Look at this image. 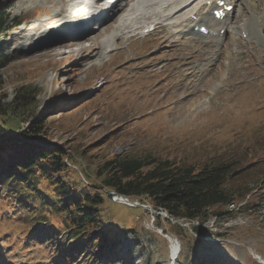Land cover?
<instances>
[{"label":"rangeland","instance_id":"374dc122","mask_svg":"<svg viewBox=\"0 0 264 264\" xmlns=\"http://www.w3.org/2000/svg\"><path fill=\"white\" fill-rule=\"evenodd\" d=\"M77 8L67 0H0V9L22 21L0 46L5 55L0 99L9 102L16 88L26 83L40 88L36 106L48 120L49 141L67 147L70 162L76 164L65 169L62 178L75 191L92 193V185L98 184L97 158L123 151L194 165L224 161L234 170L227 180L229 190L237 201L247 202L238 210L217 206L219 215L209 214L187 227L161 215L156 218L140 206L104 198L100 216L115 247L107 246L104 256L94 258L58 242L65 231L60 213L45 205L48 198H17L16 187L6 185L0 175V264H169L171 240L159 228L174 242L177 238L180 252L175 264H261L259 257L264 262V28H258L251 16L250 36L246 34L244 41L240 35L239 42L225 33L215 60L208 51L193 60V69L201 68L193 76L198 80L193 88L198 98L193 101L191 93L180 88L179 79L165 80L164 74L151 76L147 71L158 30L144 38L111 41L113 50L102 58H86L77 52L78 46L57 48L52 39L49 45L38 41L48 35L44 31L49 27L66 21L64 17L48 22L49 16ZM247 13L248 9L241 11L237 23ZM109 34L102 32L93 41ZM209 40L191 36L186 45L211 50L215 43ZM177 57H168L172 68L167 70L173 74L184 62ZM202 57L205 61L199 60ZM199 101L201 108L196 107ZM3 118L2 131L27 125L24 120ZM83 150L96 158L88 159ZM45 185L40 181L39 189L45 190ZM37 216L58 227L56 239L52 237L56 230L39 229ZM195 227L200 231L193 232Z\"/></svg>","mask_w":264,"mask_h":264},{"label":"trees","instance_id":"16d2710c","mask_svg":"<svg viewBox=\"0 0 264 264\" xmlns=\"http://www.w3.org/2000/svg\"><path fill=\"white\" fill-rule=\"evenodd\" d=\"M21 24L18 17L0 9V46ZM2 51L0 47V71L5 66ZM39 92L40 88L34 83H26L16 88L9 102L0 99V116H4V121L9 118L27 123L15 131L0 129V175L6 185L16 187L17 198L40 199L42 196L49 199L45 205L51 206L62 218L60 227L64 228L65 235L58 237V242L64 247L67 243L70 247L67 250H80L99 258L104 256L107 246L114 248L112 233L100 216V207L106 199L100 192L102 188L146 200L154 208L164 209L174 219L187 221L204 220L211 213L219 215L221 212L215 210L217 206L236 200L227 185L234 172L230 162L209 161L194 165L152 154L134 156L126 151L97 158L94 175L98 184L92 185L93 192L75 191L61 174L76 164L70 162L67 147L49 141L48 120L37 111ZM87 153L84 155L88 159L96 158L95 154ZM40 181L46 184L45 190L39 189ZM86 181L90 183L88 179ZM44 219V216L35 218L41 224L39 229L45 233L56 230L52 232L56 239L58 227L50 221L46 225L48 221ZM196 230L200 231L195 227L194 232Z\"/></svg>","mask_w":264,"mask_h":264},{"label":"bare ground","instance_id":"6f19581e","mask_svg":"<svg viewBox=\"0 0 264 264\" xmlns=\"http://www.w3.org/2000/svg\"><path fill=\"white\" fill-rule=\"evenodd\" d=\"M67 1L78 8L73 11L65 10V12H69L68 16H65L63 11H58L49 16L47 18L48 22L56 23L64 17L66 21L63 22V25L49 27L48 31H44L48 35L45 38L41 36L38 41L47 42L52 39L55 43L54 46L57 48L78 46L77 52L85 53L86 58L91 59L95 56L102 58L107 51L113 50L111 41L116 44L123 39H136L145 27L152 24L159 31V35L156 38L157 42L153 44L155 50L151 56L147 57L150 61L147 64V71L151 76L164 74L165 80L173 77L179 79L180 88L189 91L188 93H191L193 101L198 98V92L193 89L198 80L195 81L193 76L201 72L198 65L193 69L191 66L193 60L204 56L205 51H208L215 60V56L220 54L221 38L225 33L230 34L233 40L237 39L239 33L241 35L246 33L250 36L249 19L251 16L257 22L258 28H264V20H258L261 15L264 17L263 9L259 7L260 5L258 6L260 2L263 6L264 0H229L233 4V8L231 11L226 12L221 20H216L211 16V7L204 5L206 0H126V4L116 12L114 10L117 9V3L120 0ZM245 9H248V16L241 22L239 19L237 23L241 11ZM94 20H101L102 22L95 31L91 25ZM197 25H205L207 33L196 34L194 26ZM221 30H223V33H221ZM105 31L110 32L109 37L95 43L94 38ZM192 35L213 40L215 46L211 50L204 46L200 48L190 47L186 44ZM141 36L144 35L141 34L139 37ZM183 39L185 43L179 44V41ZM86 42H88V45L83 47L82 45ZM172 54L176 57L178 55L177 58H184V62L181 61L179 64L180 72L178 74H173L172 69L167 70L168 66L172 68L171 62L168 61V57ZM162 57L163 60H161ZM199 60L205 61V58L202 57ZM190 84H192L191 87ZM202 105L203 102L199 101L196 107L201 108ZM179 251V243L172 241L169 250V263L175 264ZM259 259L262 258L259 257Z\"/></svg>","mask_w":264,"mask_h":264},{"label":"water","instance_id":"95a60500","mask_svg":"<svg viewBox=\"0 0 264 264\" xmlns=\"http://www.w3.org/2000/svg\"><path fill=\"white\" fill-rule=\"evenodd\" d=\"M113 194H114L113 192L109 191V192L107 193V196H108V197H112ZM132 204H136V205H138V204L135 203V202H133Z\"/></svg>","mask_w":264,"mask_h":264}]
</instances>
